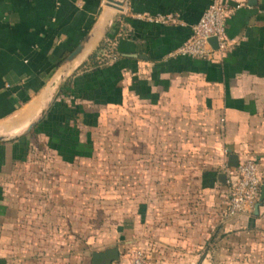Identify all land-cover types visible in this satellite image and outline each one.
Instances as JSON below:
<instances>
[{"label": "crops", "instance_id": "obj_1", "mask_svg": "<svg viewBox=\"0 0 264 264\" xmlns=\"http://www.w3.org/2000/svg\"><path fill=\"white\" fill-rule=\"evenodd\" d=\"M211 1L127 0L105 33L104 15L113 9L104 8V0H0L3 132L19 131L36 117L61 63L91 29L97 32L68 79V94L59 97L60 92L27 135L0 142V264H67L66 245L80 223L62 213L65 191L48 193L44 204L28 210L41 213L37 222L34 216L24 218L23 209L29 207L28 196L37 202L43 191H10L7 182L35 164L39 144L53 163L93 158L113 113L128 121L137 116L139 163L175 170L169 171L175 179L170 191L125 192L116 220L121 257L142 249L149 264H264V203L258 213L254 208L225 217L226 203L216 193L229 191L219 174L232 153L239 162L253 157L264 184V0H226L233 8L230 46L214 60L178 54ZM108 38L113 44L101 53L107 65L85 70ZM162 131L172 134L168 141ZM149 132L159 135L151 139ZM187 147L194 152L185 154ZM162 148L169 154L157 157ZM180 164L186 185L179 190ZM53 195L56 205L50 203ZM55 211L54 221L49 213ZM22 228L34 229L33 237ZM44 228L57 233L34 237ZM50 243L57 244L55 252Z\"/></svg>", "mask_w": 264, "mask_h": 264}, {"label": "rangeland", "instance_id": "obj_2", "mask_svg": "<svg viewBox=\"0 0 264 264\" xmlns=\"http://www.w3.org/2000/svg\"><path fill=\"white\" fill-rule=\"evenodd\" d=\"M136 122V115L131 116V121H128L127 118H123L121 113L110 114L105 120V127L110 126V124L112 126L109 130L103 131L93 158L75 164L57 161L53 163L51 162L52 159L48 158L42 166L40 165L41 161H38L32 166H27L22 171L16 172L7 182V188L10 191H30V193L31 191H37V193L43 191L42 195L35 194L34 199H37V202H33L28 196L27 199L30 201L26 203L29 207L26 210L23 209L24 218L31 219L34 216L36 221L37 217L38 220L41 217V213L28 210L35 205L44 204L48 200V193L65 191V209L62 213L76 218V222L79 221L80 223L75 228L76 235L73 242L66 245L67 259L65 262L67 264H72L74 261L76 264L79 261H82V264H91L93 252L103 251L118 244L116 243V234H118L116 220L117 223L120 222L122 203L124 199H127L125 197L126 191L171 190V184L175 179L172 174L170 176L169 171L173 173L175 170L173 168L170 170L169 164L162 163L153 167L152 163H139L143 149L136 144L139 137ZM161 133L167 141L172 135L163 131ZM144 134V132L141 133V135ZM148 134L151 139H154L155 135H159V132H155V134L149 132ZM134 143L135 146H131ZM192 152L194 149L184 148L185 154ZM168 154L169 152L164 149L159 152L156 150L157 157ZM197 164L191 163V166L197 167ZM180 166L181 168L177 170L181 180L178 184L179 190L186 185V179L183 176L185 172L182 170L184 167L182 164ZM144 170H146L145 173L141 174ZM216 193L220 195V202L224 201L225 204L228 192L216 191ZM210 197L211 200H215V192L212 191ZM53 198L57 197L50 196V203L56 205V201H52ZM169 200L170 198L167 196V207L172 204ZM57 214L56 211L49 213L50 216L54 217L51 218L54 221L57 219ZM22 230L25 235L30 236V238L33 237L31 232L34 229L22 228ZM56 233V229H36L34 237L54 236ZM39 241L41 244V240ZM49 246L52 249L51 252H55L58 248L56 243H50ZM24 249L26 250V248ZM34 250L40 252L38 247Z\"/></svg>", "mask_w": 264, "mask_h": 264}, {"label": "built area", "instance_id": "obj_3", "mask_svg": "<svg viewBox=\"0 0 264 264\" xmlns=\"http://www.w3.org/2000/svg\"><path fill=\"white\" fill-rule=\"evenodd\" d=\"M233 8L226 0H212L204 11L200 20L193 26L191 37L177 50L180 55L191 56L207 60H214L219 52L229 48L227 37V23ZM169 17V16H168ZM167 16L158 17L167 21ZM216 37L219 48L215 49L210 39ZM223 172L227 174L229 186L228 198L223 208L225 217H234L254 210L263 184L259 166L256 160L247 156L243 158L238 167L223 166ZM114 264H149L147 256L142 249H136L121 257Z\"/></svg>", "mask_w": 264, "mask_h": 264}, {"label": "water", "instance_id": "obj_4", "mask_svg": "<svg viewBox=\"0 0 264 264\" xmlns=\"http://www.w3.org/2000/svg\"><path fill=\"white\" fill-rule=\"evenodd\" d=\"M127 0H104V8L113 9V13L109 17H105L104 15V23H105V33L108 32L114 18L119 13H122ZM97 32L95 29H91L85 37L80 41V43L75 47V49L70 53V55L61 63L57 74L59 75L57 81L53 83V87L49 92L47 98L43 102L39 112L36 117L23 129L19 131H8L3 132L0 130V142H5L8 140L16 139L27 135L33 127H35L38 123H40L43 118L46 116L53 103L57 99L59 93L62 88L68 81L70 75L76 69L77 63L82 59L88 47L94 41ZM210 42L214 46L215 49L219 48L218 41L216 37H212ZM228 165L230 167H238L239 158L236 154H231ZM219 181L226 182L227 174L225 172H221L219 174ZM264 203V184L261 187L260 197L255 204V212L258 213L260 206ZM122 251L120 247L113 246L109 247L103 251H95L92 253V264H114V262L118 261L121 258Z\"/></svg>", "mask_w": 264, "mask_h": 264}, {"label": "trees", "instance_id": "obj_5", "mask_svg": "<svg viewBox=\"0 0 264 264\" xmlns=\"http://www.w3.org/2000/svg\"><path fill=\"white\" fill-rule=\"evenodd\" d=\"M111 44H113V41L110 38H108L106 41H104L99 46L98 50L90 58V61L86 65L87 67L85 68V70L94 71V70H97V69L107 65L108 58L104 57L101 53L104 50H106L107 48H109V46H111ZM71 83H72V81L70 80L64 85V87L61 90L59 97H62V96L64 97L68 94L67 90H68V87ZM35 131H34V133H36ZM34 133H30V135L34 136L35 135ZM54 139H57V138H54ZM36 140L38 141L37 137H36ZM39 149H40V152L38 154H36V158H35L36 162L35 163H37L38 161H41L40 165L42 166L43 163H45L44 161L46 160L45 154L41 153L42 144H39Z\"/></svg>", "mask_w": 264, "mask_h": 264}]
</instances>
